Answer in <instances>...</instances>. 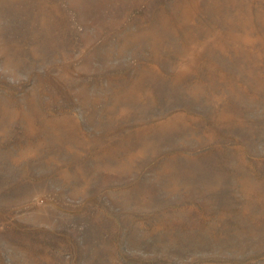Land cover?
I'll return each mask as SVG.
<instances>
[{
	"label": "rangeland",
	"instance_id": "1",
	"mask_svg": "<svg viewBox=\"0 0 264 264\" xmlns=\"http://www.w3.org/2000/svg\"><path fill=\"white\" fill-rule=\"evenodd\" d=\"M0 264H264V0H0Z\"/></svg>",
	"mask_w": 264,
	"mask_h": 264
}]
</instances>
